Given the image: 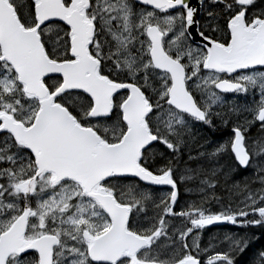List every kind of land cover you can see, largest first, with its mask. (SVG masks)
Here are the masks:
<instances>
[{"label":"snow or ice","instance_id":"1","mask_svg":"<svg viewBox=\"0 0 264 264\" xmlns=\"http://www.w3.org/2000/svg\"><path fill=\"white\" fill-rule=\"evenodd\" d=\"M227 93L252 103L221 111ZM214 119L230 139L193 155V125ZM254 125L264 0H0V264H235L249 237L216 251L200 236L264 227ZM249 168L259 189L246 177L216 195ZM191 180L201 199L177 208Z\"/></svg>","mask_w":264,"mask_h":264},{"label":"rangeland","instance_id":"2","mask_svg":"<svg viewBox=\"0 0 264 264\" xmlns=\"http://www.w3.org/2000/svg\"><path fill=\"white\" fill-rule=\"evenodd\" d=\"M224 96V95H223ZM227 96H224V100H225V104L223 106V108H221L220 110L221 111H224V112H227L229 110H231V108L236 105V102L241 100L242 98H245V97H248V96H243V95H232L231 97L229 98H226ZM252 100V98H251ZM247 104H251V103H247ZM220 127H223V132L225 133V127L224 125L221 124ZM247 135H249V140L247 141L249 144H252L253 142L257 141L259 138L261 137H264V132H261L260 129H259V126L258 125H254L250 132L247 133ZM208 135L205 134L199 138H197L195 140V143L193 145V148H192V154L193 155H196L198 152L200 151H204V152H211L217 145L221 144V143H224L226 142L227 140L225 138H222V139H225V140H222V141H215L216 136L214 135L213 139L211 140H206L205 138L207 137ZM222 137V136H220ZM208 141V142H206ZM202 145V146H201ZM229 156H221L220 159H219V164H222L225 166V170H227V168L229 166L232 165V160ZM191 162V161H190ZM194 162V165H192L191 163L188 164L187 166L188 167H191V168H195L197 166V164L199 163L196 162V161H193ZM192 162V163H193ZM189 163V162H188ZM190 165V166H189ZM206 167H211L212 165L211 164H206L205 165ZM218 166V165H217ZM238 171V170H237ZM237 171H234V172H237ZM256 169L255 168H249L247 173L245 174L246 177L248 176H254V173H255ZM233 173V172H232ZM250 173V174H249ZM252 173V174H251ZM231 175V174H230ZM256 180V178H255ZM199 183L198 180H191V181H186L185 183H181L182 184V189H183V193H184V198H183V202L179 201L178 200V204H177V208H185L189 203L193 202V201H199L201 199V196L202 194L201 193H198V192H194V191H189L188 189H194L196 188L197 184ZM257 187L254 188V189H259L260 187V184L257 180V183H256ZM253 189V188H252ZM166 190L167 189H163L161 190V193L160 194H164L166 193ZM222 205L218 204L216 202H214L212 204V206H209L208 208H212L211 210L214 212L217 211L218 209L221 208ZM175 222L177 224H179L178 222V218L175 220ZM180 225V224H179ZM233 227L239 229L236 233L234 234H239L241 236H247L249 237V244H252L255 242L256 240V235L255 234H252V233H246L245 231L252 227H238V226H234ZM224 237L225 236H221L220 238L217 239V242L216 244H214L215 246V250L216 251H224L227 249L228 247V241L227 240H224ZM221 241H223V243H221ZM246 250V249H245ZM244 250V251H245ZM243 251V252H244ZM214 254V253H213ZM242 254V252H239V253H235L234 254V262L236 259L240 258V255ZM259 254L260 252L259 251H256L255 248L253 247L252 248V251H251V254L249 255V258L250 260H246V263L244 264H259ZM237 261V260H236ZM239 261V260H238ZM242 262V260L240 261Z\"/></svg>","mask_w":264,"mask_h":264},{"label":"flooded vegetation","instance_id":"3","mask_svg":"<svg viewBox=\"0 0 264 264\" xmlns=\"http://www.w3.org/2000/svg\"><path fill=\"white\" fill-rule=\"evenodd\" d=\"M203 18L204 17L202 14L201 19L203 20ZM231 174H233V173H231ZM239 180L240 179H237V181H239ZM180 185L182 186V184H180ZM180 185H179V189H180ZM183 198H184V193H183V189H182V191L179 192V199H180L179 201L183 202ZM214 202H209V203L213 204ZM208 204H206L207 205L206 207L212 206V204H209V206H208ZM178 222L181 226H189L187 224V221H183L182 218H179ZM238 230L239 229L233 227V225L228 224V223H223L221 225H217L214 227L205 228L202 230V233L200 236L201 246L203 247L205 245H209L210 243L212 245H214V244H216L217 239L220 238L221 236H225L226 234H228V235L234 234ZM245 232L255 234L256 240L254 243L248 245L246 250L244 252H242V254L240 255V258L236 259L237 261L235 260V264H244V263H246V260H250L249 255L251 254L253 247L255 248L256 251H259L260 253L264 252V250L262 248L260 249V247H262L264 245V227L252 226V227L248 228ZM241 260H242V262H240ZM202 264H203V260H202Z\"/></svg>","mask_w":264,"mask_h":264},{"label":"trees","instance_id":"4","mask_svg":"<svg viewBox=\"0 0 264 264\" xmlns=\"http://www.w3.org/2000/svg\"><path fill=\"white\" fill-rule=\"evenodd\" d=\"M224 96H227L226 98H229L231 97L232 95H224ZM251 96L249 95L248 97H245V98H242L241 100L237 101L236 102V105H244V104H247V103H252V100H251ZM213 124L215 125V127H209L207 125H203V124H199V123H196L193 125V133L195 134V140L205 134H207L209 136V134H214L216 136L217 139H215V141H222V140H229L232 133H231V125L229 126H226L225 127V133L223 132V127H220L221 126V123L219 120L217 119H214L213 120ZM222 136V137H220ZM249 136V135H247ZM222 138H225V139H222ZM195 140L193 141V145L195 143ZM162 150H165L163 149V146H162ZM185 160H187V156L185 155L184 157ZM232 160V159H231ZM193 161L189 162L188 164H192L194 165V162L192 163ZM198 162V161H196ZM233 162V160H232ZM190 166V165H189ZM248 170H238L237 171V174L236 173H233L230 175V177L228 178V184L224 187V188H221L219 185L217 186V189H216V195L217 196H221V195H226L227 194V189L231 186V184L236 180L237 177L235 176H241L243 178V180L239 181L241 182V186H243V183L245 181V174L247 173ZM247 178H249V183H250V187L251 188H256L257 185H255V181H254V176H248ZM182 186L180 185V191H182ZM179 191V192H180ZM209 192H211L212 190L209 189L208 190ZM237 197L235 196V192H233V199H236ZM209 202H214V201H209ZM209 202H207L206 204H208ZM209 204H212V203H209ZM208 204V205H209ZM207 206V205H205ZM179 219V218H178ZM190 226V225H189ZM263 249L264 250V245L263 247H260V249Z\"/></svg>","mask_w":264,"mask_h":264},{"label":"bare ground","instance_id":"5","mask_svg":"<svg viewBox=\"0 0 264 264\" xmlns=\"http://www.w3.org/2000/svg\"><path fill=\"white\" fill-rule=\"evenodd\" d=\"M233 95H235V94H233ZM213 137H214V134H209V136H207L205 139L206 140H211V139H213ZM227 157V156H226ZM229 158V157H228ZM233 173H236L237 174V172H233ZM250 174V173H249ZM252 174V173H251ZM235 177H237L236 178V180L237 179H240L239 181H241V180H243V178L241 177V176H235ZM254 181H255V185H256V183H257V180H255V177H254ZM260 188V187H259ZM254 189V188H253ZM209 202V201H208ZM218 205V204H217ZM209 206V205H208ZM222 207V206H221ZM210 209H212V208H210ZM213 212H214V210H213ZM256 237V236H255ZM263 247V246H262Z\"/></svg>","mask_w":264,"mask_h":264},{"label":"water","instance_id":"6","mask_svg":"<svg viewBox=\"0 0 264 264\" xmlns=\"http://www.w3.org/2000/svg\"><path fill=\"white\" fill-rule=\"evenodd\" d=\"M191 3H192V6H197L198 5V0H191ZM224 95H233V93H227V94H224ZM221 224H223V223L214 224V225H211V226H206L205 228L214 227V226L221 225Z\"/></svg>","mask_w":264,"mask_h":264}]
</instances>
